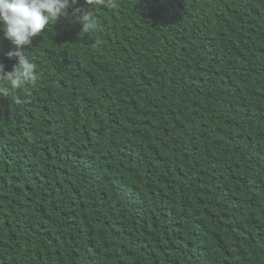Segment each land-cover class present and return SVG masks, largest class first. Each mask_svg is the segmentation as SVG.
<instances>
[{
    "label": "trees",
    "instance_id": "trees-1",
    "mask_svg": "<svg viewBox=\"0 0 264 264\" xmlns=\"http://www.w3.org/2000/svg\"><path fill=\"white\" fill-rule=\"evenodd\" d=\"M72 7L0 81V264H264V0Z\"/></svg>",
    "mask_w": 264,
    "mask_h": 264
},
{
    "label": "clouds",
    "instance_id": "clouds-1",
    "mask_svg": "<svg viewBox=\"0 0 264 264\" xmlns=\"http://www.w3.org/2000/svg\"><path fill=\"white\" fill-rule=\"evenodd\" d=\"M85 3L89 10L72 7L78 4V0H0V33L12 46L5 55L15 60L12 71H6L4 64L0 63V81H7L14 91L28 92L27 86L37 79V73L30 54H25V46H31L33 40L60 17H67L69 7H72L71 15L82 23L79 34L83 35L95 30V6L114 7V0H85Z\"/></svg>",
    "mask_w": 264,
    "mask_h": 264
}]
</instances>
